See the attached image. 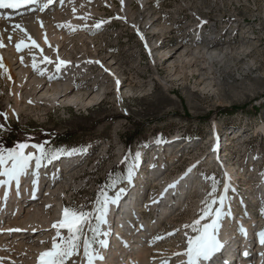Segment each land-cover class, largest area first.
I'll list each match as a JSON object with an SVG mask.
<instances>
[{
  "label": "rangeland",
  "instance_id": "rangeland-1",
  "mask_svg": "<svg viewBox=\"0 0 264 264\" xmlns=\"http://www.w3.org/2000/svg\"><path fill=\"white\" fill-rule=\"evenodd\" d=\"M185 3H189V6ZM149 4L150 10L154 11L156 17H160L161 23L169 26L166 27L168 30L165 28L164 32H157L156 40L151 42L152 33L145 32L147 21L142 22V10L137 2L133 4L134 14L131 18L122 13L118 0H110L109 4L102 2L99 6L102 13L95 14L86 23L90 38L83 36V40L87 45L84 46L82 42L77 44L80 43L77 41L76 48H72L71 54L86 50L90 54L97 53L101 59L107 60L106 64L109 61L116 62L113 69L122 83L120 92L113 85L114 82L110 81L104 86L98 85L97 91L103 94L88 106L68 104L38 107L26 104L21 110L14 109L10 113L9 109L15 107L12 85L17 77L10 80L8 73L2 70L0 113H7L8 120L0 116V123L5 125V129L0 130V138L5 139L9 131L16 130L18 143H43L46 149L80 150L75 156L62 155L51 164L45 161L40 168L47 169L41 172V186L45 185V179H49L58 161L66 158L74 160L79 153L88 152L91 157L85 169L67 170V175L68 171H72L71 176L59 180V187H56L58 192H55L57 196L53 197L57 199L62 192L73 205L72 208L94 212L92 202L100 198L98 194L103 190L117 195L124 189L126 194H122L125 195L123 200L133 191L140 190L138 205L146 199L148 188L156 177L166 173L177 178L187 170L193 157H201L203 153L210 157L208 151L214 143L211 139L214 136L215 142H222V153L228 163L236 167L240 165L242 170L241 174L234 177L236 182L229 183L228 179L224 180L225 174L221 172V167L214 164L209 169V182L225 181L219 196L224 194V187L228 185V204L231 203V208L239 209L243 205L241 199L248 198L250 207L254 212H259V206L264 207V196H261L264 185L260 184L261 178H264V0H153ZM101 21L109 22L97 29L95 25ZM235 39L242 41L230 43ZM197 40L202 43L218 41L219 48L229 44L239 48L243 40L249 44L253 42L256 46L247 52L229 55L222 62L210 63L201 57L202 53L198 54L199 71H191L194 66L190 68L185 63L184 67L178 66L177 76L173 75L169 60L149 51L150 45L165 43L173 49L180 47V50L187 49L194 53ZM177 54L170 61L178 59L175 56ZM32 55V59L36 57L37 64L42 62L39 56L34 53ZM49 68L51 65L46 69ZM99 69L96 65L89 70L95 76L94 79ZM69 71L66 69L68 77L76 74L72 82L81 92L96 85L92 82L86 84L84 78L87 75L79 69L75 73ZM224 106H245L246 109L230 113L218 112ZM253 107H260V112L254 114ZM137 127L142 128L141 136L134 139L131 145L126 144L125 138ZM61 132H73L72 143L47 142L51 134ZM178 145L181 151H178ZM2 147L13 148L7 145ZM154 153L158 156L157 162L152 159L151 154ZM169 153L171 156H168ZM200 160V163H204V158ZM152 166L161 168L156 172ZM32 168H35V161ZM130 173L131 181L128 180ZM29 177L34 178L35 175L31 173ZM98 180L100 189L97 192ZM236 187L239 191L234 189ZM183 190L184 194L182 192L177 196L180 201L187 200L186 209L168 215L166 218H170L165 223L167 226L159 235L170 232L177 225L184 226L188 235H194L185 225L197 220L201 209L205 207L204 202L217 195V192L213 197L207 194L198 200L193 196L188 197L187 188ZM155 191L160 195L161 187H156ZM259 192L260 195L255 199L258 204L253 208V193ZM34 200L31 198L25 203L27 205ZM180 201L176 203L182 204ZM225 206L224 212L227 208ZM250 210L243 215L235 210L241 219L237 225L230 224L228 232L235 231V227L241 226L243 220L249 222L253 216ZM210 220H204L202 224ZM96 223L94 215L91 226ZM261 225L264 227V221ZM85 230V235H90V229L85 227ZM231 248L234 249V245ZM220 257L217 255L219 260ZM250 260L254 263L252 258Z\"/></svg>",
  "mask_w": 264,
  "mask_h": 264
},
{
  "label": "bare ground",
  "instance_id": "bare-ground-1",
  "mask_svg": "<svg viewBox=\"0 0 264 264\" xmlns=\"http://www.w3.org/2000/svg\"><path fill=\"white\" fill-rule=\"evenodd\" d=\"M118 1L121 3V0ZM151 1L153 0H124V3L121 4V9L123 14L132 18L134 14L133 4L136 2L139 4L140 10H142V22L145 20L147 21V23L145 22L144 30L146 33H152V37H149L152 42L156 40L155 35L157 32H164V29L169 26L163 25L164 22L161 23V19L159 20L160 17H156L154 11L150 10L149 3ZM102 2L109 4L110 0H52V2H49V0H39L38 3L27 5L18 10L8 9L6 15L0 14V40H3V43L6 45V47L0 48V56L3 57L2 62L8 70L7 73L10 80H14V78L17 77L16 82L12 85L15 107L9 109L10 113H12L14 109L21 110L26 104L38 107L68 104L88 106L99 100L103 94L97 91L98 85L101 84L104 86L110 81L114 82L113 85H115L118 92L121 91V80L113 69L116 62L109 61V64H106L107 60H103L104 58L101 59L97 53L90 54L86 50L71 54L72 50L76 48L77 41H80V43L77 44H81L82 42L84 46L87 45H85V41L83 40V36L84 38L86 36V39L90 38L86 23L89 22L95 14L100 15L102 13H100L99 8ZM45 4H47L46 8L43 7ZM185 4L188 5L189 3ZM81 17L84 19H81ZM16 24H20L27 32L25 33L19 29H15L14 26ZM68 24H71L76 30L73 31L72 28L61 27V25ZM9 36L12 37L11 41L8 39ZM28 36H31L39 44L40 48L43 49V53L40 52V48L35 47L31 49L24 48V50L20 52L16 50L15 45L21 39H24L26 43H31V41L28 40ZM45 36L47 37V43L45 42ZM239 41L242 40L235 39L234 42L230 43H238ZM242 43L243 44L239 48L235 46L232 47L231 44L219 48L220 43L218 41L202 43L197 40L194 43L196 44L194 53H191L192 51L190 52L187 49L180 50V47L173 49L165 43H154L155 45H150L149 51L155 53L157 56L166 58L167 61L169 60L170 69H173V75L177 76L178 66L181 65L184 67L185 63L189 64L190 68L194 66L190 69L191 71H199L200 67L197 68L196 58L198 54L202 53L201 57H204V60L207 62H222L229 55H236L237 52H247L256 46L255 43L252 42L249 44L246 40H243ZM49 44L51 47H49ZM33 53L41 59H43V56H48L54 63L39 62V64H37L38 67L34 69L32 67L33 59L31 58ZM176 53H178L175 55L178 59L170 61V58ZM21 57H23V60H21ZM55 59L71 61L72 64L69 63L67 67H63L57 72L56 63H58V61ZM96 61L99 63H95ZM49 65H51V69L49 68L50 70H47L46 68H48ZM96 65L101 69H99L100 71L96 79H94L95 76L91 75L92 72H89V70ZM66 69L70 70L69 72L72 73H75L74 71L79 69V71L87 75L84 78L86 84L92 82L96 85L87 87L85 91L83 90L84 92H81V89L74 85L75 82H72V77L76 74H71V76L68 77ZM2 70L3 69H0V72ZM41 72L44 74L41 75ZM49 77L52 78L49 79ZM29 101H31V103H29ZM211 139L214 140V143L208 151L210 157H207L205 153L201 156L204 158V163H200L201 157L197 155V157H193L190 166L179 177L172 178L170 175H166V173L165 175L156 177L151 182L153 184L148 188L149 191L146 199H143L138 205L137 198L140 199L141 191H133L134 195L133 193L131 195L127 193L128 196L130 195V198H127L128 200L125 204L128 208L127 210H130L132 207L133 212L136 213V216H134L135 220H127L132 233L136 236V242H132V244L127 247V250L132 254L128 256L126 262H124V200L122 199L125 195L121 194L118 203L109 205V212L107 215L108 222L102 225V231L109 232L110 234L108 236L97 237V239H106L108 241V247L100 248L98 243L93 244V247L104 256L103 260H97L95 264H160L158 263L159 259L160 261H171V264H178L176 261V253H184L187 248V231L184 226L177 225V227L174 226L169 230L170 232L164 235L158 234L167 226L165 223L170 218H166L168 215L171 216V213L174 211V213H178L186 209L185 203L187 200L180 201L177 195H181L183 188H187V195L189 198L193 196L201 200L205 198L207 194L213 197V183L209 182L210 175L208 173L210 167H213L214 164L221 167V172L225 174L224 180L228 179L229 183H233L232 181L235 180L234 177H236L238 173L241 174L240 171L242 169L240 165L236 167V165L228 163L227 158H224V153H222V142L219 140L215 142L216 137L214 136H212ZM217 145H219L218 150H214L217 148ZM177 148L178 151L182 150L179 145ZM25 151L35 152L32 148H28ZM90 157L88 152L86 154L83 152V154L79 153L74 160H68L66 158L64 161H58L49 179H45L46 182L45 185L43 184L44 187L43 185L41 186L40 183H34L36 180L39 181L40 178L38 176L30 178L29 175H26L21 177L19 188L16 187L15 182H13L10 190L7 186L0 188V222H4L3 225H1L4 231L0 234V264H35L38 262L39 254L52 247L53 239L57 234V229L53 228V224L62 219L65 207L72 208L73 206L62 192L59 193L57 199H54L53 196L56 195L55 192H58L56 191V187L59 185L58 182L60 179L62 181L71 176L72 171H68L67 175V170H71L72 168L73 170H77L78 168L85 169L87 163H89ZM161 166H156L152 169H155L157 172ZM189 169H191V171H189ZM44 171H47V169L45 170L42 168L41 172ZM156 172L154 174H156ZM136 175L138 174L136 173ZM238 176L240 177L241 175ZM0 179L5 178L0 177ZM30 179L32 180L30 182L28 181L29 184L24 185V182ZM224 182L225 181L221 180L216 182L217 190L215 192H217V195L213 198L218 199L220 197L219 195L221 193L219 191L222 189L221 186L223 187ZM96 183V191L98 192L100 189V180ZM261 183L264 185V178H261L260 184ZM173 184L175 187H172V191L175 190V192H172L173 194H167L168 197H166V195L160 196L156 194V187L160 188L165 185ZM40 189L42 191L41 193L39 192ZM234 189L239 191L237 187ZM102 192L106 193L108 197L115 198L117 196L113 195V192L108 190L100 191L99 194H97L100 195ZM160 193H163V190H161ZM260 193L261 192L257 194L253 193L255 194L252 196L253 201L251 202L253 208L258 204L255 199ZM31 198H35L36 200L26 205V200L28 201ZM177 201H180L182 204L179 205L176 203ZM228 201H230L229 195H227L225 200V202H227L225 203L226 206L224 205L227 207L225 209L227 215L220 221L219 239L225 246L223 236H225L226 232L233 233L232 240L230 241L231 243H229L231 244L230 247L234 245V249L229 248L231 251L229 252L225 246V252L221 254V259L219 260L216 256L217 254H215V257L213 256L214 258L212 257L210 260L211 264H237L240 260L241 262L244 261L243 264H250V258L254 261V263L251 262V264H264V244L260 243L259 236L257 235L260 231L264 230V227L261 225L264 221V207L259 206V212H254L249 205V199L245 198V200L241 199L243 205L239 206V209H234L231 208L232 205L231 203L228 204ZM95 202H92V206L96 210L97 204ZM49 205H51V207H48ZM115 205L118 209L117 218L123 225V229L116 227L113 230L111 228L113 224L110 225L109 223L111 220V214L109 213H111ZM235 210L239 211L241 214L250 210L254 222L252 218L249 219V222L243 220L241 226L235 227V231L228 232V226L230 224L237 225L241 219L238 218V212ZM96 215H98V213H96ZM136 219H138L139 222L134 224ZM107 225L110 227H107ZM85 227L90 229L87 225ZM92 227L95 226L93 225ZM10 229H20V231L10 235L5 234V232ZM135 229L137 230L136 232ZM60 231L62 235H67L66 229H61ZM170 233H174V235H169ZM85 237L91 238L92 232L90 235H85L83 237L81 240L80 256L70 259V264H73V261H76V264H80L83 257V240ZM157 237L164 238L157 239ZM41 241L45 243H41ZM57 242L59 241L57 240ZM139 245L141 246V250H136L135 248ZM245 253H247V255H245ZM182 256L184 258L180 260V264L182 261L187 260L186 256Z\"/></svg>",
  "mask_w": 264,
  "mask_h": 264
},
{
  "label": "snow or ice",
  "instance_id": "snow-or-ice-1",
  "mask_svg": "<svg viewBox=\"0 0 264 264\" xmlns=\"http://www.w3.org/2000/svg\"><path fill=\"white\" fill-rule=\"evenodd\" d=\"M39 0H0V9H21L27 5L38 3ZM52 2V0H49ZM124 3V0H121V4ZM47 7V4L43 5ZM117 19H122L121 17H116ZM81 19H84L81 17ZM109 21H101L95 25L97 29L101 28L103 24L108 23ZM206 23V21L204 22ZM61 27L72 28L73 31L76 29L73 28L71 24L61 25ZM15 29H19L22 32H27L20 24L14 26ZM9 41L12 40V37H8ZM28 40L31 43H26L24 39H21L16 43L15 47L18 52L23 51L24 48H40L39 44L31 37L28 36ZM45 42L47 43V37L45 36ZM6 47L3 43V40H0V48ZM49 47L51 45L49 44ZM40 52L43 53V49L40 48ZM23 60V57H21ZM3 57L0 56V69H3L5 73L8 72L6 66L3 64ZM42 62L45 63H54L48 56H43ZM70 62L59 60L56 63V71H60L61 68L67 67ZM95 63H99L96 61ZM32 67L36 69L38 67L36 62V57H33ZM41 75L44 73L41 72ZM10 78V77H9ZM52 77H49L51 79ZM31 103V101H29ZM0 116L4 118L5 121L8 120L7 113H0ZM18 119V116H17ZM5 125L0 123V130H4ZM28 148L35 149V152H26ZM219 145L214 150H218ZM80 150L77 149H46L45 144L43 143H31L21 142L17 143L13 148H3L0 147V177L5 179H0V188L5 186L10 190L13 182L17 188L20 186L21 177L29 175V169L33 166V161H35V168L37 169L36 173L32 175L38 176V170L44 166L46 161L48 164H51L53 161L60 159L63 156H72L77 154ZM191 171V169H189ZM131 173L128 176V180L131 181ZM215 180V178H212ZM38 184V180L34 181ZM170 187H175V185H170ZM213 193L217 190V183L212 185ZM228 185L224 187V194L221 195L218 199L212 198L206 200L205 207L201 209L199 218L192 222L190 225H185L186 228H190L191 232L194 235H187V248L184 253H176L177 256L184 255L187 257L186 261H182L181 264H206L207 261H210L212 257L223 248V244L219 239V229L221 227V219L227 215L223 211L225 200L227 197ZM121 194H126V190L121 189L120 194H117L115 198L108 197L106 193H101L100 198L96 201L97 208L94 212H87L83 210H77V208H68L65 207L63 210V216L60 221L53 224V228L57 229L56 237L53 239L52 247L48 250L41 252L38 256V264H67V262L73 257L80 256L81 249V238L85 236V226L87 225L91 232L92 237H85L83 240V257L80 261V264H95L97 260H103L104 256L101 255L94 247V243H98L100 248H107L108 241L106 239H97L100 236H108L109 232H103L101 230V225L106 224L107 215L109 212V205L118 203L121 198ZM7 195V193H6ZM219 205V207H216ZM48 207H51L49 205ZM98 213V215H96ZM95 215L97 223L95 227L91 226V219ZM211 218L209 223H203L202 221ZM61 229L67 230V235L64 236L61 234ZM10 231H20V229H11ZM169 235H174L170 233ZM259 241L261 244H264V230L260 231L258 234ZM164 237H157V239H163ZM57 240L59 242H57ZM41 243H45L41 241ZM247 255V253H245ZM73 264H76V261H73ZM164 264H168L167 261Z\"/></svg>",
  "mask_w": 264,
  "mask_h": 264
},
{
  "label": "trees",
  "instance_id": "trees-1",
  "mask_svg": "<svg viewBox=\"0 0 264 264\" xmlns=\"http://www.w3.org/2000/svg\"><path fill=\"white\" fill-rule=\"evenodd\" d=\"M239 109H243L245 110L246 107L242 106H230V107H220L218 109V112H223V113H230V112H234L237 111ZM252 111L254 114H258L260 112V107H253ZM141 130L142 128H136L132 133H130V135L128 137H126V144L131 145V143L133 142L134 139H136L137 137L141 136ZM15 133L16 130H12L11 132L9 131L6 134V138H0V147H2L3 145L7 147H14L16 146V144L18 143V140H16L15 137ZM72 138H73V132H61V133H54L51 134L49 136V139L47 140V142H54L55 144H63V143H72ZM5 143V144H3Z\"/></svg>",
  "mask_w": 264,
  "mask_h": 264
},
{
  "label": "built area",
  "instance_id": "built-area-1",
  "mask_svg": "<svg viewBox=\"0 0 264 264\" xmlns=\"http://www.w3.org/2000/svg\"><path fill=\"white\" fill-rule=\"evenodd\" d=\"M101 189H105V188H101ZM85 232H86V230H85ZM67 264H70V260L67 262Z\"/></svg>",
  "mask_w": 264,
  "mask_h": 264
}]
</instances>
